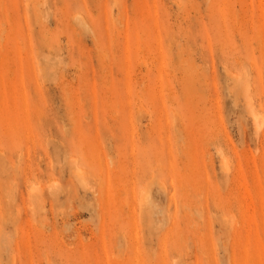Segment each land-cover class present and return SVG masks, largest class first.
<instances>
[{
	"label": "rangeland",
	"instance_id": "1",
	"mask_svg": "<svg viewBox=\"0 0 264 264\" xmlns=\"http://www.w3.org/2000/svg\"><path fill=\"white\" fill-rule=\"evenodd\" d=\"M0 264H264V0H0Z\"/></svg>",
	"mask_w": 264,
	"mask_h": 264
},
{
	"label": "bare ground",
	"instance_id": "2",
	"mask_svg": "<svg viewBox=\"0 0 264 264\" xmlns=\"http://www.w3.org/2000/svg\"><path fill=\"white\" fill-rule=\"evenodd\" d=\"M257 116H258V115H257ZM257 116H256V117H257ZM254 123H255V122H254ZM74 161H76V160H74ZM74 163H75V162H74ZM83 183H84V182H83Z\"/></svg>",
	"mask_w": 264,
	"mask_h": 264
}]
</instances>
